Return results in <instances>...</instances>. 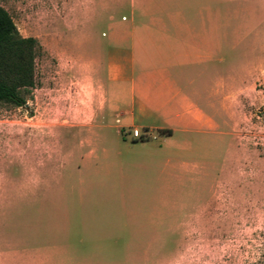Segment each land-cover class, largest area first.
I'll return each instance as SVG.
<instances>
[{
	"label": "rangeland",
	"instance_id": "rangeland-1",
	"mask_svg": "<svg viewBox=\"0 0 264 264\" xmlns=\"http://www.w3.org/2000/svg\"><path fill=\"white\" fill-rule=\"evenodd\" d=\"M102 1L0 0L20 34L39 43L27 104H0V264H264V107L239 125L248 155H238L233 136L209 153L208 233L196 237L185 232L198 211L183 198L187 189L171 202L162 167L133 164L109 120L96 135L66 130L60 142L59 127L85 92L77 76L95 44L103 53L108 14L99 8L93 17ZM233 5L225 1V30L246 34L247 12Z\"/></svg>",
	"mask_w": 264,
	"mask_h": 264
},
{
	"label": "crops",
	"instance_id": "crops-1",
	"mask_svg": "<svg viewBox=\"0 0 264 264\" xmlns=\"http://www.w3.org/2000/svg\"><path fill=\"white\" fill-rule=\"evenodd\" d=\"M225 1L236 3L237 15L247 12L246 34L239 25L225 30ZM124 5L127 15L117 17V6ZM99 8L108 14L103 53L95 44L77 76L86 93L71 104L60 142L66 130L96 135L109 120L124 134L133 164L162 167L171 202L177 188L187 189L183 198L198 211L185 232L206 235L208 155H218L225 136L234 137L238 155H248L239 125L253 107H264V0H103L94 18ZM136 129L144 131L142 138L133 136ZM87 142L78 141V149ZM218 185L223 195L222 177Z\"/></svg>",
	"mask_w": 264,
	"mask_h": 264
},
{
	"label": "trees",
	"instance_id": "trees-1",
	"mask_svg": "<svg viewBox=\"0 0 264 264\" xmlns=\"http://www.w3.org/2000/svg\"><path fill=\"white\" fill-rule=\"evenodd\" d=\"M38 47V40L23 37L10 13L0 6V104H27L36 86Z\"/></svg>",
	"mask_w": 264,
	"mask_h": 264
},
{
	"label": "built area",
	"instance_id": "built-area-1",
	"mask_svg": "<svg viewBox=\"0 0 264 264\" xmlns=\"http://www.w3.org/2000/svg\"><path fill=\"white\" fill-rule=\"evenodd\" d=\"M133 136L135 137V138H142L143 136L141 135V133L138 131V130H135L134 132H133Z\"/></svg>",
	"mask_w": 264,
	"mask_h": 264
}]
</instances>
